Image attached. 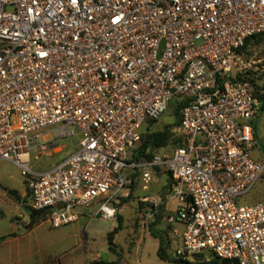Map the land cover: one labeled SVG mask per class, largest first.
I'll use <instances>...</instances> for the list:
<instances>
[{"label":"built area","instance_id":"obj_1","mask_svg":"<svg viewBox=\"0 0 264 264\" xmlns=\"http://www.w3.org/2000/svg\"><path fill=\"white\" fill-rule=\"evenodd\" d=\"M258 34L264 0H0V160L20 167L52 227L96 201L113 219L128 170L149 183L161 166L176 183L174 259L264 264V200H240L264 176L252 155L263 101L234 73ZM174 98L182 145L130 161L143 124ZM74 137L63 159L34 166Z\"/></svg>","mask_w":264,"mask_h":264},{"label":"rangeland","instance_id":"obj_2","mask_svg":"<svg viewBox=\"0 0 264 264\" xmlns=\"http://www.w3.org/2000/svg\"><path fill=\"white\" fill-rule=\"evenodd\" d=\"M249 70L254 71L258 82L264 84V40L255 39L239 52L234 73H241L242 78L239 79L247 81L243 77ZM172 106V104L168 105L157 118V123L150 127L151 130L174 122ZM256 124L260 139L252 155L262 159L264 111L259 115ZM147 125V123L143 124L142 132L148 130ZM140 144L141 141L133 151ZM76 146V137L68 141H60L58 146L52 149L50 157L42 158L41 161L34 163V166L37 169H44L67 156ZM172 150L173 148H163L153 152L163 154ZM128 171H132L133 176L131 175L127 182L125 194L112 199L117 211L113 219L97 217L100 201H96L88 207L77 210L80 215L78 221L52 227L48 214L44 212L45 216L32 222L29 213L22 209L13 196L7 195L5 190L15 191L23 197L26 205L31 204L28 191L22 195L27 188L20 167L11 160H0V264H7L13 255L19 259L18 264H38L40 261H49V264H52L55 260H59V264H90L97 260L117 259V255L109 250L107 241L108 232L117 225V214L122 216L123 223V228L114 238L117 250L120 252L119 264H174L160 259L157 254L158 239L150 232V224L154 221L156 213L161 211V205H164L163 218L155 228L162 230L167 226L165 217L174 204L171 199L174 184L168 180L169 174L163 170L154 169V175L149 183L142 180L139 170ZM240 200L248 204L264 200V176L249 193L241 196ZM20 223L24 227L19 229L17 225ZM24 228H28V231L19 239L2 244L9 234L19 233ZM2 237L4 238L1 239Z\"/></svg>","mask_w":264,"mask_h":264},{"label":"trees","instance_id":"obj_3","mask_svg":"<svg viewBox=\"0 0 264 264\" xmlns=\"http://www.w3.org/2000/svg\"><path fill=\"white\" fill-rule=\"evenodd\" d=\"M255 39H261L264 40V34H258L253 37H250L247 39L245 45L239 50V52L243 49L246 48L247 45L251 42L254 41ZM237 78H242L241 73L237 74ZM244 80H247L249 82L252 92L258 96L259 98L262 99L263 101V106H262V112L264 111V84H261L258 82V77L254 71H247L245 73V76L243 77ZM257 80V81H256ZM172 114L174 115V122L170 124H166L163 127L155 130H151L150 127L154 124L157 123V119H147L145 123L148 125V130L146 132H142V127L140 129V134H141V144L139 147L135 150L134 148L140 143L133 148V150L130 153V161H149L153 158V156L157 153L153 152L154 150L158 149H163V148H175L178 145H182L181 137L175 136L173 133V128L181 122V108L183 107L184 103L181 102L179 99L174 98L172 101ZM255 128V138L258 141L260 139V133L257 124L255 123L254 125ZM64 157L60 158L63 159ZM134 160H133V159ZM58 159V160H60ZM57 160V161H58ZM154 169H159L167 172L169 174L168 180L171 181V183L174 184L172 188V193L175 190V180L172 176V173L166 169H164L161 166H155ZM153 169V172H154ZM135 170H139L141 173V170L139 168H135ZM135 173V172H134ZM133 174L132 171H129L127 174V179L131 177ZM133 176V175H132ZM127 187V185H126ZM172 187V184H171ZM117 198V197H116ZM161 211L159 213H156L154 221L150 224V232L151 234L158 239L159 245H158V250L157 254L160 257V259L171 262L174 264H184L181 261H178L172 257V244H171V239L169 237V225L165 227V229L159 230L156 229L155 226L161 222L163 218V208L164 205H161ZM48 214V211L46 210H35L32 209V211L29 213V215L32 218V222H35L39 219H41V216H43V213ZM45 216V215H44ZM123 228V223H122V216L120 214H117V225L108 232L107 234V241H108V248L111 252L115 253L117 255V259L114 260H97V261H92L90 264H119L120 263V252L117 250V246L114 242V238L116 233ZM2 237L1 239H3ZM207 264H237L234 261H229V260H219L217 258H214Z\"/></svg>","mask_w":264,"mask_h":264},{"label":"crops","instance_id":"obj_4","mask_svg":"<svg viewBox=\"0 0 264 264\" xmlns=\"http://www.w3.org/2000/svg\"><path fill=\"white\" fill-rule=\"evenodd\" d=\"M5 192H7V195H10L9 193H8V191L7 190H5ZM27 193V190L22 194V195H25ZM18 227H19V229H20V227H24V225H22V223H20L19 225H17ZM26 231H28V228H24L21 232H19V233H17V232H13L12 234H9V236L5 239V240H3L2 241V244L4 243H7V242H12L13 240H17V239H19ZM158 245H159V242H158ZM12 256V255H11ZM14 256V257H13ZM11 258H10V260H9V262L7 263V264H18V261H19V259H17L16 257H15V255H13ZM49 264L50 262L49 261H40L38 264Z\"/></svg>","mask_w":264,"mask_h":264},{"label":"water","instance_id":"obj_5","mask_svg":"<svg viewBox=\"0 0 264 264\" xmlns=\"http://www.w3.org/2000/svg\"><path fill=\"white\" fill-rule=\"evenodd\" d=\"M163 47H164V41H162V44H161V48H163ZM160 55H161V51L159 52V56ZM8 193L16 199V201L21 205L22 209L26 213H30L32 211V207L30 205H26L24 203V199H23V197L21 195H19L15 191H9V190H8ZM50 209H51V211H54L55 208L54 207H51ZM100 216H101V214L98 213L97 217H100Z\"/></svg>","mask_w":264,"mask_h":264}]
</instances>
